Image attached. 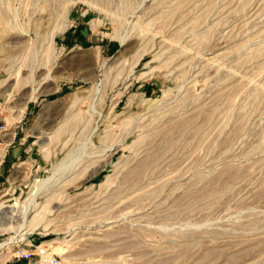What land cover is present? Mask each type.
<instances>
[{"label":"rangeland","instance_id":"rangeland-1","mask_svg":"<svg viewBox=\"0 0 264 264\" xmlns=\"http://www.w3.org/2000/svg\"><path fill=\"white\" fill-rule=\"evenodd\" d=\"M0 113V264H264V0H0Z\"/></svg>","mask_w":264,"mask_h":264},{"label":"crops","instance_id":"crops-1","mask_svg":"<svg viewBox=\"0 0 264 264\" xmlns=\"http://www.w3.org/2000/svg\"><path fill=\"white\" fill-rule=\"evenodd\" d=\"M26 116L24 115L22 120L13 124L7 125V131L2 137L0 142V150L4 151L5 159L0 164V182L3 186L11 184L10 186L17 185L26 181L25 176L21 179L15 178L17 171L24 170L26 176H29V172L38 171L46 164V160L38 152L34 154V143L29 141L28 134L22 132L23 123ZM37 150V149H36ZM21 164L25 166L21 167ZM10 264H28L27 260H13Z\"/></svg>","mask_w":264,"mask_h":264},{"label":"built area","instance_id":"built-area-1","mask_svg":"<svg viewBox=\"0 0 264 264\" xmlns=\"http://www.w3.org/2000/svg\"><path fill=\"white\" fill-rule=\"evenodd\" d=\"M6 131L5 119L0 118V142ZM4 159L5 153L0 150V164L3 163ZM13 256L26 259L28 264H71L63 254L54 253L48 243H29L28 247H17Z\"/></svg>","mask_w":264,"mask_h":264},{"label":"bare ground","instance_id":"bare-ground-1","mask_svg":"<svg viewBox=\"0 0 264 264\" xmlns=\"http://www.w3.org/2000/svg\"><path fill=\"white\" fill-rule=\"evenodd\" d=\"M98 117H100V115H101V113L99 112L98 114ZM38 188L39 187H36V189L34 190V191H32V193H31V197H30V201H28V202H31L33 199H34V196H35V194H36V192H37V190H38ZM15 206V205H14ZM13 206V207H14ZM25 208H26V206H25ZM1 209H3V206L2 205H0V211H1ZM11 210V212H10V214L8 215V217H14V216H16L17 215V212L15 213V211L16 210H12V209H10ZM4 212H5V210H3ZM25 212V211H24ZM24 212H22V218H24V216H25V214H24ZM6 213V212H5ZM8 214V213H7ZM35 218V217H34ZM23 221V220H22ZM23 227H24V225H23ZM22 227V223L19 225V230L18 231H20V235H22L23 233H24V228ZM8 243V242H7Z\"/></svg>","mask_w":264,"mask_h":264}]
</instances>
